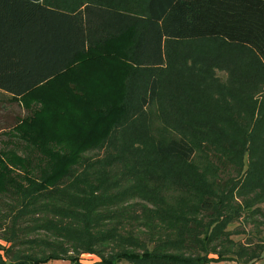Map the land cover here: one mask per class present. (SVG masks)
Returning a JSON list of instances; mask_svg holds the SVG:
<instances>
[{"label": "trees", "instance_id": "obj_1", "mask_svg": "<svg viewBox=\"0 0 264 264\" xmlns=\"http://www.w3.org/2000/svg\"><path fill=\"white\" fill-rule=\"evenodd\" d=\"M167 45L181 52L174 54L171 70L184 57L192 62L204 60V64H238V78L233 80L252 82L264 74V0H0V90L20 103L37 91L50 94L43 113L33 111L12 128L14 139L33 148L0 150V197L9 200L7 209L0 212L1 238L8 244L0 245V264H80L77 257L82 253L98 258L92 264H210L229 257L248 264L257 259L251 252L245 258L241 248L227 254L212 244L229 214L220 218L211 202L202 201L198 207L205 210L211 205L214 217L207 218L208 222L183 216L174 220L168 214L160 223L164 234L154 238L148 234L143 243L130 236L117 239L111 230L99 231L97 225L105 218L99 208L111 203V198L93 197L100 187L91 191L90 186L79 189L72 184L78 177L75 168L84 170V176L90 168V164L82 165V154L102 145L125 115L128 81L134 74L148 76L145 93L137 100L139 107H152L169 93L191 98L195 103L189 112L192 116L207 119L215 109L208 81L203 93L193 96L191 89H181L178 72L161 66ZM126 60L134 67L128 76ZM113 61L119 65L111 81ZM72 71L78 75L71 77ZM165 85L171 87L168 93L161 92ZM59 90L72 91L77 99H92V95L98 100L77 101L84 106L69 110L57 98ZM67 114L74 115L69 124L76 132L94 120L85 137L57 135ZM97 130L104 137H87ZM43 131L48 132L46 138L41 136ZM48 144L55 149L46 150ZM152 146L154 156L162 160L190 161L194 152L181 138L156 140ZM225 152H230L241 179L246 151ZM250 168L249 164L245 173L252 191L260 178ZM232 189H225L224 194L222 188L220 197L225 199ZM112 198L114 202L117 196ZM145 198L157 209L165 206L160 196ZM184 212L179 210L180 215ZM35 232H41L42 238L32 237ZM107 241L120 246L105 252Z\"/></svg>", "mask_w": 264, "mask_h": 264}, {"label": "rangeland", "instance_id": "obj_2", "mask_svg": "<svg viewBox=\"0 0 264 264\" xmlns=\"http://www.w3.org/2000/svg\"><path fill=\"white\" fill-rule=\"evenodd\" d=\"M167 50L165 51L164 47L161 65L164 69L166 68L165 70H169L170 67L173 69V58H175L173 56L181 53L173 45H167ZM179 60L176 64L178 67L170 71L178 72L175 76L181 79V89H191L193 96H198L200 92L203 93L202 89L206 88V81H208L207 87L212 92L211 100L215 106L208 118L205 119L202 115H190L192 103L195 105L192 99L188 101L170 96L168 92L171 87L167 85L164 89L161 88V92H167L169 96L163 94L152 107H139L137 100L145 93L148 80L145 78L148 76L134 74V78L128 81L129 92L125 115L105 137L102 145L82 154V165L90 164V168L85 172V176L84 170L75 168L74 172L78 177L72 184L78 185L79 189L90 186L91 191L94 187H100L99 192H93V197L96 195L104 201L106 198H111V203L99 208L101 215L105 216L97 225L99 231L111 230L116 233L117 239L130 236L143 243L145 239L148 240V234H151L150 238L164 234L160 223L168 214H171L174 220L183 216L203 221V223L208 222L207 218L214 217L211 205H207L209 208L205 210L198 207L202 201L211 202L217 206L220 218L229 214L227 224L223 226L220 234L215 236L212 244L217 245L218 250L227 254L236 252L240 248L245 258L251 256L249 252L257 254V259L253 262L249 261L248 264H264V170L260 172V169L264 167V74L252 82H235L233 79L238 78V64L234 66H226L223 63L204 64V60L192 62L187 57ZM167 61H169L168 64ZM118 65V62L113 61L109 66L108 77L111 81L113 77H117L115 72ZM126 65L129 68L126 72L128 76L134 67L128 60ZM75 75L78 74L72 71L71 77ZM65 76L68 77V74ZM87 76L85 74V77ZM112 88L114 89V87L108 89ZM108 89L101 90L104 92ZM173 90L178 91L179 88L173 87ZM91 91L93 90L88 92ZM48 96L50 94L43 90L34 92L22 102L28 107L26 108L18 99L14 101L11 96L0 92V150H31L33 148L30 145L24 146L16 138L14 139L12 136L15 137V133L12 128L19 124L21 119L30 116L31 112L42 111L46 101L49 100ZM58 97L69 110L72 107L75 109L84 106L78 105V102L86 103L90 100L93 102L92 99L95 98L91 95L92 99L88 97L77 99L72 91L62 93L61 90ZM72 117L74 115L71 114L62 117L63 128L59 129L57 135L71 139L85 137L94 120L90 123L88 120L76 132L70 129L69 121ZM40 122L43 120L40 119ZM100 131L102 130L95 131L97 134L92 132L87 137H104L99 136L102 133ZM40 133L45 138L48 136L47 131ZM179 138L187 141L194 150L190 161L162 160L154 156L152 144L156 140ZM46 147L55 149L54 144H48ZM225 150L246 151L242 153L244 166L239 173H242L241 179L235 172L230 152L228 154ZM249 164L250 169H253L252 171L260 178L256 187L251 186L252 191L247 188L250 180H247V173H245ZM233 186L234 189H232ZM222 188L224 194L225 189L227 191L232 189L225 199L220 197ZM76 195V199L81 196L80 193ZM113 196H117L114 202H112ZM151 196H160L168 208L162 206L163 209H157L155 205L152 206V203L145 198ZM4 199L0 197V212L5 211L6 204L9 203V200ZM219 202H221L220 205ZM169 208L173 211L172 213ZM180 209L185 211L181 215ZM171 222L168 220V224ZM7 224L5 222V225ZM1 232L2 230H0V245L8 246L2 240ZM41 234V232H35L32 237H41ZM151 243H146V247L150 248ZM103 246L104 251L108 252L109 249L114 250L120 245L115 241H107ZM0 253L3 254V252ZM233 260L229 257L226 261L219 263H240L239 260ZM77 261L80 264H92L97 262L98 258L94 254L82 253L78 255Z\"/></svg>", "mask_w": 264, "mask_h": 264}, {"label": "crops", "instance_id": "obj_3", "mask_svg": "<svg viewBox=\"0 0 264 264\" xmlns=\"http://www.w3.org/2000/svg\"><path fill=\"white\" fill-rule=\"evenodd\" d=\"M0 92H2L1 90H0ZM3 93V92H2ZM8 95V94H7ZM10 96V95H9ZM214 258V257H213ZM123 263H126V262H123ZM232 263V262H231ZM46 264H68L66 261H51V262H48V263H46ZM218 264H220V263H218ZM232 264H234V263H232Z\"/></svg>", "mask_w": 264, "mask_h": 264}]
</instances>
